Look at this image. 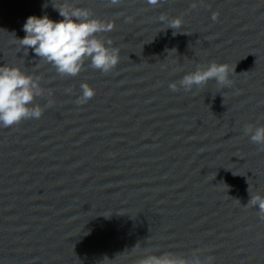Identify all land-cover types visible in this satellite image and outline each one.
<instances>
[{
    "label": "water",
    "instance_id": "95a60500",
    "mask_svg": "<svg viewBox=\"0 0 264 264\" xmlns=\"http://www.w3.org/2000/svg\"><path fill=\"white\" fill-rule=\"evenodd\" d=\"M51 3L113 24L114 68L61 75L19 46L27 16L61 19ZM211 63L229 86L180 87ZM0 64L44 92L0 127V264H264V145L244 131L264 125V0H0Z\"/></svg>",
    "mask_w": 264,
    "mask_h": 264
},
{
    "label": "clouds",
    "instance_id": "9594fccd",
    "mask_svg": "<svg viewBox=\"0 0 264 264\" xmlns=\"http://www.w3.org/2000/svg\"><path fill=\"white\" fill-rule=\"evenodd\" d=\"M155 5L157 0H147ZM117 3V0H112ZM52 4V3H51ZM43 5L42 7H46ZM61 19L54 20L46 13L40 16L26 17L22 30L25 35L18 38L19 46L25 50L31 48L35 56L50 63L61 75H77L87 59L91 67L102 72H108L118 63V50L111 47V40L101 39L98 33L110 32L111 22H104L94 18L89 10L77 8L65 3L55 6ZM165 22L166 18L161 17ZM167 27L178 29L181 26L179 19L167 21ZM175 35V32L173 33ZM234 72V68L231 69ZM215 81L218 87L230 85V69L223 63H211L203 68L197 67L194 71L185 74L179 81L185 91L194 86L200 87ZM169 88L177 90V84L171 83ZM81 101H86L94 95V91L86 84L81 85ZM44 94L37 78L23 72L18 66L0 64V127L12 126L22 119L39 118L42 107L35 104L36 97ZM52 101H48L50 105ZM252 143L264 145V125L253 127L248 125L244 129ZM248 203L256 207L264 219V196L252 195ZM211 258H208L210 260ZM141 264H202L198 257L185 260L170 254L161 256H147Z\"/></svg>",
    "mask_w": 264,
    "mask_h": 264
}]
</instances>
